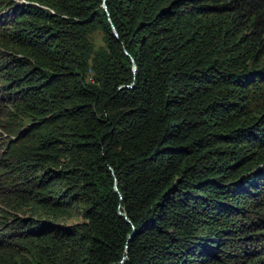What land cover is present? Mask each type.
I'll return each mask as SVG.
<instances>
[{"label": "trees", "instance_id": "16d2710c", "mask_svg": "<svg viewBox=\"0 0 264 264\" xmlns=\"http://www.w3.org/2000/svg\"><path fill=\"white\" fill-rule=\"evenodd\" d=\"M0 264H264V0H0Z\"/></svg>", "mask_w": 264, "mask_h": 264}, {"label": "rangeland", "instance_id": "374dc122", "mask_svg": "<svg viewBox=\"0 0 264 264\" xmlns=\"http://www.w3.org/2000/svg\"><path fill=\"white\" fill-rule=\"evenodd\" d=\"M81 219L79 217H73L71 219H68V222H75V221H80Z\"/></svg>", "mask_w": 264, "mask_h": 264}, {"label": "water", "instance_id": "95a60500", "mask_svg": "<svg viewBox=\"0 0 264 264\" xmlns=\"http://www.w3.org/2000/svg\"><path fill=\"white\" fill-rule=\"evenodd\" d=\"M104 7H105V5H104ZM134 69H135V66H133V70H134ZM115 188H116V186H115ZM120 215L124 216V214L121 213V212H120Z\"/></svg>", "mask_w": 264, "mask_h": 264}]
</instances>
